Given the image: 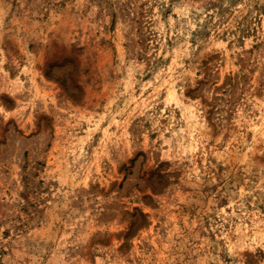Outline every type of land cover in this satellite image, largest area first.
Masks as SVG:
<instances>
[{
  "label": "rangeland",
  "instance_id": "obj_1",
  "mask_svg": "<svg viewBox=\"0 0 264 264\" xmlns=\"http://www.w3.org/2000/svg\"><path fill=\"white\" fill-rule=\"evenodd\" d=\"M0 264H264V0H0Z\"/></svg>",
  "mask_w": 264,
  "mask_h": 264
}]
</instances>
